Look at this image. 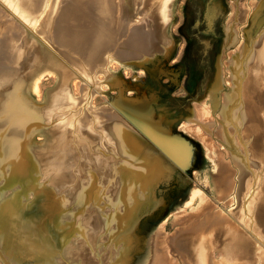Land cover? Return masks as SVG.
<instances>
[{
	"label": "rangeland",
	"instance_id": "rangeland-1",
	"mask_svg": "<svg viewBox=\"0 0 264 264\" xmlns=\"http://www.w3.org/2000/svg\"><path fill=\"white\" fill-rule=\"evenodd\" d=\"M82 1L0 0V87L29 112L0 153V264H264V132L252 145V101L223 115L242 111L232 62L264 41V0L242 18L234 0H169L166 22L160 0ZM71 24L92 51L68 45ZM220 213L233 234L207 224Z\"/></svg>",
	"mask_w": 264,
	"mask_h": 264
},
{
	"label": "bare ground",
	"instance_id": "bare-ground-1",
	"mask_svg": "<svg viewBox=\"0 0 264 264\" xmlns=\"http://www.w3.org/2000/svg\"><path fill=\"white\" fill-rule=\"evenodd\" d=\"M96 2H97V4H100V3L106 2V0H84V3L82 1V6L85 9H87V10H94L93 7L95 6ZM159 2L160 3H157L158 6H156L157 4H155L156 8L154 7V9L156 10V13H157L156 15H158L157 17L159 18L160 22H166L167 19H161L160 16L162 15V18H163V15L165 14L166 9L170 5L169 3L171 1L169 2V0H160ZM151 3L153 4V1ZM243 3H244V0H234V4L236 5V8H237V13L235 14V17L238 16V17L242 18L243 10H245L244 9L245 7L244 8L242 7ZM254 3H255V5L257 4L256 12L257 13L261 12V10L263 9V7L261 5V2H259L258 0H255ZM100 5H99V7H101V9H104V11H107L103 6H100ZM97 12L95 13V16H96V14H98ZM108 12H109V10H108ZM73 15L75 16L74 11L70 10L66 14V18L67 17H71ZM76 17H77V15H76ZM95 19L92 18V21L95 20ZM238 19L239 18H237V20ZM77 20H81V18H78ZM89 20H91V19H89ZM233 20H234V18L232 20H230L229 26H228V30H229L228 33H229L230 36L232 35V33L235 34V30H233V26L234 25H232L233 24V22H232ZM105 21L106 20H104V23H105ZM83 22L84 21L82 20V23ZM85 22H84V24H85ZM160 22H159V25L160 24L162 25V23H160ZM59 32H60V30H59ZM64 36H66L65 38H66V42L68 43V45L73 47V48H75L76 51H79V52L83 53L84 51H92L93 48H94L93 42H95V41H93L92 37H90V34L87 33L86 27L83 28L82 26H78L77 24H71V26L66 28V34H64ZM135 37H137V36H135ZM263 38H264V36H263ZM256 40H258V39L256 38ZM257 45H258L256 47L257 50L254 48L255 49L254 51H256L255 55L250 56L251 58L248 59L246 62H244L243 54H247L245 52L249 51V50L245 51L244 48H241L242 50L244 49V51H242V53L240 55H239V53H236L237 55L233 58L232 64H233L234 70L232 71L231 86H232V91L234 92V96H233L234 97V101L231 104L235 103V105H236L238 103L239 105H241V106L243 105V106H242V111H241V109L236 108L233 111V113H230L229 110H228V111L223 112V115H224L225 119H228V116H230V120H232V119L238 120V119H240L241 116L245 119V115H247V114L249 115V113H250L249 110L253 107L252 105L254 104V108L256 110H254L255 111L254 113L251 112L252 115H253L251 121H250L251 117L249 118L248 115H247V117L249 119V121L247 120V124L250 125V130H253L251 133L254 132L255 133V137H256V139L254 138L255 142L252 145H255V147H259L260 148L261 147L260 145L262 143L260 138H261V135L264 132V121L261 120V119H264V110H263L264 109L263 108V106H264V41L263 40H261V41L259 40ZM249 54H250V52H249ZM243 65L247 67V72L244 71ZM39 68H40V61L37 64L36 70L39 69ZM250 78L252 80L251 85H250V81H249ZM248 85H250V86H248ZM250 94H251V96H253V100L251 99L252 97L250 96ZM12 96H14V95H12L11 93H8L5 89H2L0 87V153H1V148H4V146L6 144L8 145V144L12 143V141L14 139V135L11 134V133L13 131H16L17 128H20L21 122L23 120H25L26 118H28L27 116L29 115V112H28L27 108L22 105L23 108L21 109L20 103L16 99H13L11 101ZM212 99H214V98H212ZM251 101L253 102L252 105H250ZM239 105H238V107H239ZM249 105L252 106V107L250 108ZM198 110H199L198 116H200L199 118L202 119L205 122L207 120V117H206V114H205L204 110H202V113H201V108L200 107H198ZM262 110H263V112H262ZM230 114H232V115H230ZM252 115H250V116H252ZM256 116L258 118H256ZM192 129L195 130V127H193ZM228 129H230V128H228ZM228 129H226L225 131H227V133L231 137V134H230L231 132ZM1 136L3 137V140L1 139ZM7 138H8V140H7ZM164 141H165V139H164ZM180 148H181V150L179 151V153H181V156L178 155V152H173V150H172V153L174 154V156L177 158V160L180 163L182 162L183 164L188 165L189 161H190L189 159H190V156H191V146L187 142H184V144H180ZM5 150H7V146H6ZM5 150L2 151V154H4V155H5V152H6ZM262 152L259 151V153H261V154H262ZM249 153H251V152H249ZM259 155H258V157H260ZM259 161H261V160H259ZM243 176L245 177L246 175L243 174ZM245 182H247V181H245ZM216 183H217L216 186L219 187L220 184H221L220 179H218L216 181ZM259 213H260L259 217L263 219V217H264L263 211H261ZM209 223L213 224L214 225L213 227L217 226L216 228H218V230H217L218 232H220L222 230V233H225L226 235L233 234V232H231V227L235 226V224H236L227 215L226 216H222V213H220V215L209 217L207 224H209ZM261 225H264V224H261ZM195 228L196 227L193 228L194 231H192V232H195L194 234L197 235V234H199V232H197V230ZM237 230L240 232L239 229H237ZM238 231H236V232H238ZM214 234L215 235L213 237L216 239L218 244L223 246L224 245L223 241L218 238V233L215 231ZM235 234H236L235 235V239L236 240L240 241L241 243L245 242V241L242 240L243 236L240 233H235ZM195 237H198V236H195ZM173 241H175V240H173ZM196 245H197L196 239L193 238L191 235H189L188 237H185L183 239H179L178 242L176 243V246L178 248H181L186 253H193V251H194L193 249L196 247ZM218 247L223 252L225 251V254L227 256L231 255V250H229V252H228L226 250V248L222 249L221 246H217L216 248H218ZM233 252H235V250H233ZM215 258L216 257H214L212 255V260L213 261H215ZM251 259L253 260L254 258H250V260ZM248 264H249V262H248Z\"/></svg>",
	"mask_w": 264,
	"mask_h": 264
}]
</instances>
